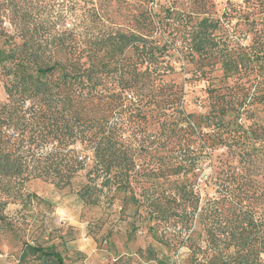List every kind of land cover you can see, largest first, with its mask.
Instances as JSON below:
<instances>
[{"label": "trees", "instance_id": "1", "mask_svg": "<svg viewBox=\"0 0 264 264\" xmlns=\"http://www.w3.org/2000/svg\"><path fill=\"white\" fill-rule=\"evenodd\" d=\"M1 11L0 81L6 94L0 101L3 226L11 230V221L17 219L5 213L9 203L22 208L32 203L35 194L27 191L30 181L41 180L59 189L79 183L77 198L85 205L111 200L118 191L129 189V200L143 208L144 221L185 230L192 264H264L262 18L242 11L239 35L227 11L222 18L195 21L167 11L158 20L160 32L167 33L160 46H147L136 31L119 28L83 45L65 42L64 33L47 35L22 8L11 32L2 27L6 15ZM153 23L148 15L149 35L157 28ZM176 39L183 42L185 50L180 53L185 64L195 62L197 76L209 80L207 110L192 121L191 114L175 105L176 94L161 97L160 101L165 99L161 106H148L157 119H171L176 126L184 123L178 128L181 135L198 145L191 151L189 144L178 143L167 166L168 194L146 197L148 190L143 189L141 201L130 182L139 175L135 151L124 147L121 130L145 116L146 102L156 101V93L163 95V77L169 68L163 55ZM215 70L221 72L223 82L218 87L217 78L208 76ZM85 104L92 113L81 115L79 108ZM76 143L92 154L88 168V155L81 156L73 148ZM216 145L228 148L229 155L212 165L208 179L213 180L214 194L202 201L195 187L197 158L203 152L209 155ZM162 164L153 162L149 171H162ZM77 176L85 180H76ZM99 177L100 187L95 183ZM45 242L23 241L19 264H64L56 246Z\"/></svg>", "mask_w": 264, "mask_h": 264}, {"label": "rangeland", "instance_id": "2", "mask_svg": "<svg viewBox=\"0 0 264 264\" xmlns=\"http://www.w3.org/2000/svg\"><path fill=\"white\" fill-rule=\"evenodd\" d=\"M48 1L50 4H46ZM0 6L6 15L2 22L4 29L14 31L22 8L39 30H46L47 35L58 37L64 33L65 42L73 40L83 45L113 35V28H119L136 31L139 36L145 37L147 46H160L167 39V33L160 32L162 28L158 20L167 11L173 16L181 13L193 21L205 16L222 18L227 11L231 13V25L235 26L239 35L242 11L264 20V0H0ZM148 15L157 27L152 35L147 34ZM1 44L2 39L0 47ZM182 44L176 39L171 49L164 51L163 57L169 68L163 77L166 84L163 95L156 93L158 98L153 99L156 101L146 102L145 116L134 118L130 127L121 130L122 144L135 151L139 175L137 178L133 176L130 182L135 197L141 201L140 192L143 189L148 190L146 197L155 198L161 192L168 194L167 166L169 156L178 143L189 144L191 151L197 150V141L188 142L178 129L179 126L184 127V123L176 126L171 119H157L147 109L148 106L164 104L165 99L160 101L161 97L166 95L165 98H170L176 94L175 105L180 104L185 114H191L192 121L196 122L199 114L206 112L207 102L204 99L209 80L197 76L195 62L185 64L180 53L185 50ZM126 55L129 57L132 52L129 50ZM208 76L217 78L214 81L216 87L223 84L219 80L220 71L215 70ZM147 90H143V94ZM5 99L0 81V101ZM79 111L81 115L85 111L92 113L86 104L81 105ZM73 148L81 156L88 155V168L92 161L91 152L84 151L79 143ZM212 149L209 155L203 152L197 158L195 187L202 201L205 196L214 194L213 180L208 179L212 165L229 155L228 148L223 145ZM236 160L237 157H234L233 161ZM155 161L163 162L162 171H149ZM76 180L85 179L77 176ZM100 181V177L95 181L98 187ZM78 187L79 183L59 189L41 180L28 182L27 191L35 194L32 203L25 208L19 203H9L5 213L17 218L11 221V230L0 221V264H19L20 245L26 240H44L47 245L53 243L64 264H192L184 241L185 230L165 224L156 225L154 220L144 221L140 216L144 214L143 208L129 200V189L118 191L111 200L102 198L97 205H85L77 198Z\"/></svg>", "mask_w": 264, "mask_h": 264}]
</instances>
